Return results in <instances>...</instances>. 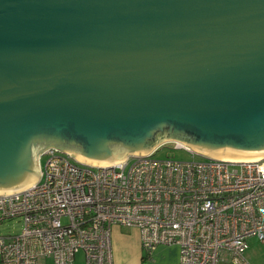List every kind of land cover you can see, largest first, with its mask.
I'll return each instance as SVG.
<instances>
[{
  "label": "water",
  "instance_id": "95a60500",
  "mask_svg": "<svg viewBox=\"0 0 264 264\" xmlns=\"http://www.w3.org/2000/svg\"><path fill=\"white\" fill-rule=\"evenodd\" d=\"M168 141L264 154V0H0V194Z\"/></svg>",
  "mask_w": 264,
  "mask_h": 264
},
{
  "label": "built area",
  "instance_id": "2783aa9c",
  "mask_svg": "<svg viewBox=\"0 0 264 264\" xmlns=\"http://www.w3.org/2000/svg\"><path fill=\"white\" fill-rule=\"evenodd\" d=\"M165 144L197 154L168 141L97 165L46 148L38 178L0 194V222L21 221L18 232H0V264H113V226L137 228L147 252L177 244L178 264H251L248 238L264 242V154L250 161L154 158Z\"/></svg>",
  "mask_w": 264,
  "mask_h": 264
},
{
  "label": "crops",
  "instance_id": "0c3cea01",
  "mask_svg": "<svg viewBox=\"0 0 264 264\" xmlns=\"http://www.w3.org/2000/svg\"><path fill=\"white\" fill-rule=\"evenodd\" d=\"M244 254L251 264H264V242L249 237ZM111 256L113 264H178L179 247L177 244H157L147 252L141 246L137 228L113 226ZM45 264H51L50 259Z\"/></svg>",
  "mask_w": 264,
  "mask_h": 264
},
{
  "label": "rangeland",
  "instance_id": "374dc122",
  "mask_svg": "<svg viewBox=\"0 0 264 264\" xmlns=\"http://www.w3.org/2000/svg\"><path fill=\"white\" fill-rule=\"evenodd\" d=\"M156 159H166L168 157H172L174 159L179 160H195L201 161L204 160L205 157L198 154H191L188 151H185L180 148H174L173 144H165L156 150V152L152 155ZM46 160V155H42L41 164H44ZM21 228V221L18 218H9L0 222V232L3 233H16ZM253 238V237H250ZM255 238V237H254ZM82 252H78L76 254V259H81Z\"/></svg>",
  "mask_w": 264,
  "mask_h": 264
},
{
  "label": "bare ground",
  "instance_id": "6f19581e",
  "mask_svg": "<svg viewBox=\"0 0 264 264\" xmlns=\"http://www.w3.org/2000/svg\"><path fill=\"white\" fill-rule=\"evenodd\" d=\"M261 155H263V154H261ZM261 155H256V156H251V157H224V158L229 159L231 161H247V160L250 161V160L256 159L257 157H259ZM218 157H220V156H218Z\"/></svg>",
  "mask_w": 264,
  "mask_h": 264
}]
</instances>
